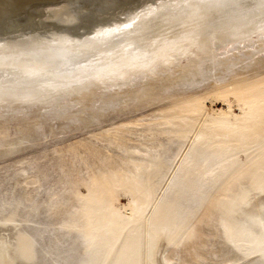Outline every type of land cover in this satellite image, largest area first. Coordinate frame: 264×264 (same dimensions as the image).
<instances>
[{
	"label": "rangeland",
	"instance_id": "obj_1",
	"mask_svg": "<svg viewBox=\"0 0 264 264\" xmlns=\"http://www.w3.org/2000/svg\"><path fill=\"white\" fill-rule=\"evenodd\" d=\"M251 29L0 112V264H264Z\"/></svg>",
	"mask_w": 264,
	"mask_h": 264
},
{
	"label": "water",
	"instance_id": "obj_2",
	"mask_svg": "<svg viewBox=\"0 0 264 264\" xmlns=\"http://www.w3.org/2000/svg\"><path fill=\"white\" fill-rule=\"evenodd\" d=\"M263 24L264 0H0V112Z\"/></svg>",
	"mask_w": 264,
	"mask_h": 264
},
{
	"label": "bare ground",
	"instance_id": "obj_3",
	"mask_svg": "<svg viewBox=\"0 0 264 264\" xmlns=\"http://www.w3.org/2000/svg\"><path fill=\"white\" fill-rule=\"evenodd\" d=\"M255 28V27H254ZM248 31H250V29H248V30H245V31H242V32H239V33H236V34H233V35H230L229 37H232V38H234V37H237L238 38V36L239 35H243V34H246V32H248ZM250 32H252V29H251V31ZM249 33V32H248ZM251 35V34H250ZM249 35V36H250ZM245 36H247V34L245 35ZM201 47V46H200ZM208 51V50H207ZM165 58V57H164ZM200 60V61H199ZM198 61L199 62H201L202 61V59H199ZM197 61V62H198ZM145 66V65H144ZM147 66H148V63H147ZM191 67V66H190ZM195 69H192V71H189L190 69L187 67V68H181L182 69V71L183 72H185V74H186V76H183L181 79L183 80V79H185V78H187L188 77V75L189 74H191V77H193L192 76V74H195L196 75V72H200V71H198L199 70V65L198 64H196L195 65V67H194ZM202 68V67H201ZM189 69V70H188ZM198 69V70H197ZM175 70V69H174ZM180 71V70H179ZM178 69L175 71V73L174 74H171V76H170V79H172V82H170L169 83V85H178L179 84V81H180V79H178V77H179V74H177L178 72ZM189 72H191V73H189ZM201 73V72H200ZM201 75V74H200ZM195 77H197V76H195ZM199 77V76H198ZM180 78V77H179ZM195 79V78H194ZM197 79V78H196ZM195 79V80H196ZM158 80V79H157ZM179 80V81H178ZM189 80V79H188ZM187 80V81H188ZM158 82H159V80H158ZM184 82V81H183ZM186 82V81H185ZM192 82V81H191ZM195 82V81H194ZM180 85V84H179ZM129 87V86H128ZM154 90V89H153ZM237 91V90H236ZM236 91H230V90H226L225 92H223L221 95L223 96V97H226V98H228L229 96H231L232 94H234ZM245 111L243 112V115H244V119L242 120V123H245L246 124V126H244V128L246 129V127H247V125L249 124V122H251V120L252 121H254V120H257L258 118H261L263 115H264V107L262 106V105H260V104H255V103H246L245 104ZM242 115V116H243ZM237 116V115H236ZM240 117V116H239ZM264 117V116H263ZM218 126V125H217ZM234 128L235 126H222V129L224 130V129H229V128ZM213 128H214V126H213ZM219 128V127H218ZM220 129V128H219ZM243 129V128H242ZM241 129V130H242ZM220 131H222V130H220ZM245 131V130H244ZM248 131V130H247ZM246 132V131H245ZM232 133V132H231ZM241 133H243V132H241ZM235 134V133H234ZM226 135H228V134H226ZM225 135V136H226ZM240 135H242V134H240ZM224 136V137H225ZM234 136V135H233ZM223 137V136H222ZM230 138V137H229ZM224 139V138H223ZM232 139V141L234 140V138H231ZM235 140H236V138H235ZM240 140V139H239ZM228 142H230V141H228ZM220 144V143H219ZM262 181V180H261ZM264 181V180H263ZM260 184H261V182H260ZM259 187H261V186H259ZM141 226H142V224H141ZM148 227V226H147ZM141 228V227H140ZM145 228H146V224H145ZM145 228H144V230H145ZM142 230V229H141ZM155 234V233H154ZM159 235V234H158ZM157 235V236H158ZM132 236H134V235H132ZM124 237V236H123ZM160 237V236H159ZM134 238V237H133ZM162 238V237H161ZM155 239V238H154ZM159 240V239H158ZM157 239H156V241L154 240V244H155V242H157L158 241ZM129 241V240H128ZM129 243V242H128ZM128 243H126V246L128 245ZM132 245V244H131ZM156 245V244H155ZM163 245V244H162ZM159 246H161V245H159ZM159 246H158V248L156 249V250H154L152 253H153V255H154V257L156 256H158L159 255V253H158V249H159ZM127 248V247H126ZM128 249V248H127ZM126 249V250H127ZM117 250V249H116ZM122 250V249H121ZM125 250V249H124ZM125 250V251H126ZM117 252V251H116ZM134 253V252H133ZM151 254V253H150ZM116 255V254H115ZM119 255V254H118ZM117 255V256H118ZM121 255V254H120ZM125 255V254H124ZM123 256V255H122ZM121 257V256H120ZM120 257H119V259H120ZM125 258V257H124ZM151 258H152V256H151ZM151 261H152V259H150ZM154 262V261H153ZM155 262H157V259H155ZM155 262H154V264H155ZM159 263V262H158Z\"/></svg>",
	"mask_w": 264,
	"mask_h": 264
}]
</instances>
